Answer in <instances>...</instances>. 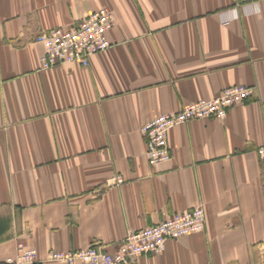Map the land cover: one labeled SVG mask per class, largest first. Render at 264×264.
<instances>
[{"label":"crops","instance_id":"crops-1","mask_svg":"<svg viewBox=\"0 0 264 264\" xmlns=\"http://www.w3.org/2000/svg\"><path fill=\"white\" fill-rule=\"evenodd\" d=\"M100 9L110 47L43 68L36 37ZM240 85L243 104L172 128L171 160L148 165L142 126ZM263 145L264 0H0V260L114 252L201 206L203 232L132 264H264Z\"/></svg>","mask_w":264,"mask_h":264},{"label":"built area","instance_id":"built-area-1","mask_svg":"<svg viewBox=\"0 0 264 264\" xmlns=\"http://www.w3.org/2000/svg\"><path fill=\"white\" fill-rule=\"evenodd\" d=\"M261 0H239V4H255ZM227 23V22H226ZM115 26V18L107 9L88 14L71 30L60 28L40 33L35 42L42 45L40 58L43 68L77 63L88 66L92 56L110 47L107 35ZM251 88L240 85L223 89L211 99L189 102L177 112L156 116L141 128L145 139V157L149 166L171 160L168 133L176 127L192 121L214 118L223 120L230 108L239 106L251 95ZM257 154L264 160V145ZM108 185H121L120 175L112 176ZM205 213L201 206L177 212L158 224L139 231L129 232L117 245L114 252L92 246L75 251H49L43 260L36 249L18 243L14 257L0 260V264H132L136 258L158 255L165 249L168 240H178L204 231Z\"/></svg>","mask_w":264,"mask_h":264}]
</instances>
